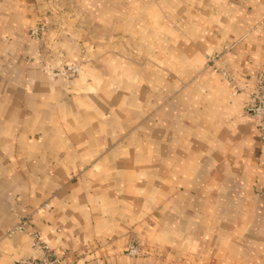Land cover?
Listing matches in <instances>:
<instances>
[{
  "label": "crops",
  "instance_id": "0c3cea01",
  "mask_svg": "<svg viewBox=\"0 0 264 264\" xmlns=\"http://www.w3.org/2000/svg\"><path fill=\"white\" fill-rule=\"evenodd\" d=\"M162 37L189 70L221 55L179 91L139 82L128 55ZM66 62L79 78L51 76ZM262 68L264 0H0V264L40 256L26 219L71 264H264Z\"/></svg>",
  "mask_w": 264,
  "mask_h": 264
},
{
  "label": "rangeland",
  "instance_id": "374dc122",
  "mask_svg": "<svg viewBox=\"0 0 264 264\" xmlns=\"http://www.w3.org/2000/svg\"><path fill=\"white\" fill-rule=\"evenodd\" d=\"M167 13L166 10L163 11V14L165 16V18L167 17ZM162 28H161V32L160 35H164L167 36V34H169V30L167 29V19H165L164 22L161 23ZM44 26L45 27V31L42 34V36L40 35L38 38H35L32 36L33 30H35L38 27ZM181 29L179 27L176 28V35L177 36H182L183 37V32L181 30V32H179ZM48 31V27L45 24V22L42 23H38L35 26L31 27L28 33V36L30 39L34 40V41H40L42 40L46 33ZM178 38V37H176ZM163 41H160V53H159V58H152L151 57V51H147L146 54H144L143 58H138V59H132L130 57V55H128V57L130 59H127L128 62V66H132L130 67L129 70V75H132L133 73L135 74L133 70L134 65H139V67L142 69L141 74H140V78H139V82H148L152 77H157V75L159 74V82L161 85L167 84L168 82H171L172 84H175L176 90H180L184 87V85H188L189 83H191L194 80L198 79V76L201 72V69H203L204 67L206 68H210L211 64L209 63V59L212 58L213 56H215L216 54L220 53V50H214L213 52L206 54L204 56V59L202 61H195V63H193V68L191 70H189L188 68V64H186V62H188V60L185 62L183 59V48L185 46V43L181 40L179 42H172L169 43L167 41V37H162L161 38ZM168 42V43H167ZM114 42H111V45ZM168 45H171L172 48H174V50L176 51V55L173 56V58L171 57V53H172V49L168 48ZM167 51H169L170 56L168 57V53ZM193 55V53H192ZM194 58H192L193 60ZM201 62V63H200ZM133 64V65H132ZM77 66L80 69L79 75L77 77L72 78H66V77H62V76H53V72H59L62 69H64L66 66ZM125 66V62L123 61L119 66ZM82 64L80 63H74V62H66L64 65L61 66H57L55 67L53 70L50 71L51 76L54 78H64L67 81H72L75 80L77 78L80 77L81 75V68ZM155 69L154 71V75H152L153 71L152 69ZM212 69V67H211ZM161 88H165V87H161ZM137 241V240H136ZM143 245H142V249H143ZM134 257V256H133ZM137 257V256H135Z\"/></svg>",
  "mask_w": 264,
  "mask_h": 264
},
{
  "label": "built area",
  "instance_id": "2783aa9c",
  "mask_svg": "<svg viewBox=\"0 0 264 264\" xmlns=\"http://www.w3.org/2000/svg\"><path fill=\"white\" fill-rule=\"evenodd\" d=\"M45 31V27L41 26L33 30L32 36L38 38ZM221 54H216L209 59L212 68ZM210 67V68H211ZM80 69L77 66H66L59 72H53V76H64L66 78H74L79 75ZM227 82L231 85L234 83V78L226 73H223ZM248 115L255 120L256 128L259 136L264 140V68L255 73V90L250 94L249 101L246 105ZM30 220L26 219L21 221L18 226L10 231V234L17 231H27L32 238V246L40 252L38 257L19 258L14 264H71L65 258L58 256L54 250L43 241L41 235L28 229ZM127 253L130 256H139L143 253L142 243L140 241H132L128 244Z\"/></svg>",
  "mask_w": 264,
  "mask_h": 264
}]
</instances>
